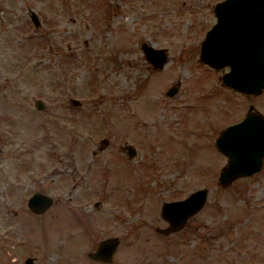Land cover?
<instances>
[{
  "label": "rangeland",
  "instance_id": "1",
  "mask_svg": "<svg viewBox=\"0 0 264 264\" xmlns=\"http://www.w3.org/2000/svg\"><path fill=\"white\" fill-rule=\"evenodd\" d=\"M110 1L0 0V264H264V157L220 185L214 145L248 104L264 113V87L232 90L199 59L216 0ZM203 186L180 228L157 230L163 201ZM34 190L52 197L39 213ZM109 235L112 259L89 258Z\"/></svg>",
  "mask_w": 264,
  "mask_h": 264
},
{
  "label": "water",
  "instance_id": "2",
  "mask_svg": "<svg viewBox=\"0 0 264 264\" xmlns=\"http://www.w3.org/2000/svg\"><path fill=\"white\" fill-rule=\"evenodd\" d=\"M213 13L215 19L200 41L199 59L215 69L227 66L220 74V82L230 89L246 95L260 92L264 87V0H216ZM29 17L34 25L40 24L34 10L29 11ZM141 48L155 67L166 60L163 46L155 47L143 42ZM176 88L177 84L169 86L165 94H173ZM32 99L36 109L46 107L41 97ZM71 100L77 102L76 98ZM214 145L226 155V161L217 174L220 185L229 183L238 175L257 171L264 157V113L248 104L242 117L219 130L214 137ZM121 149H126L129 159L136 152L130 142L122 144ZM205 193L206 187H197L183 197L163 201L160 214L168 224L157 230L166 233L180 228L186 217L202 205ZM50 202L49 196L38 191L27 198L28 208L36 213L42 212ZM118 241L116 235L100 238L94 248L86 251V255L108 262ZM31 262V256L23 258V263Z\"/></svg>",
  "mask_w": 264,
  "mask_h": 264
},
{
  "label": "flooded vegetation",
  "instance_id": "3",
  "mask_svg": "<svg viewBox=\"0 0 264 264\" xmlns=\"http://www.w3.org/2000/svg\"><path fill=\"white\" fill-rule=\"evenodd\" d=\"M115 1H120V0H111L110 2H115ZM131 1H133V0H131ZM136 2H137V4H140L141 2H144L145 0H135ZM151 1V0H150ZM155 1V0H154ZM154 1H152V2H154ZM126 5V4H125ZM212 8H213V6H212ZM31 10V9H30ZM29 10V11H30ZM29 13V12H28ZM36 13V12H35ZM37 14V13H36ZM38 16V15H37ZM144 41H141L140 42V48H141V43H143ZM145 43H147V42H145ZM151 45H153L151 42H149ZM153 46H155L156 47V45H153ZM141 50H142V48H141ZM143 52V51H142ZM144 54V53H143ZM144 57H145V55H144ZM146 58V57H145ZM101 138H103L102 139V143H107V139H106V137H101ZM100 138V139H101ZM125 142H127V141H124V142H119L118 144H117V148L119 149V151L122 153H124V155L127 157V154H126V149H121V145L122 144H124ZM128 158V157H127ZM129 159V158H128ZM36 191H38V192H40V193H43V194H46L47 196H49L50 197V200L52 201V197L48 194V193H45V192H42V191H39V190H36ZM33 192H35V190L34 191H32L28 196H30ZM28 196H27V198H28ZM27 198H26V205H27ZM27 207H28V205H27ZM36 213V212H35ZM39 213V212H38Z\"/></svg>",
  "mask_w": 264,
  "mask_h": 264
}]
</instances>
